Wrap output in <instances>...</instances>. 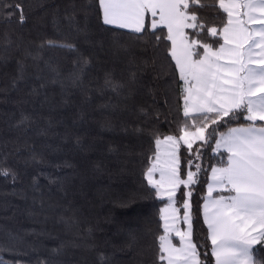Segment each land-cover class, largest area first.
<instances>
[{"label":"snow or ice","instance_id":"snow-or-ice-1","mask_svg":"<svg viewBox=\"0 0 264 264\" xmlns=\"http://www.w3.org/2000/svg\"><path fill=\"white\" fill-rule=\"evenodd\" d=\"M35 6L45 8L42 2ZM25 8L34 10L30 0H0V21L23 27L28 21ZM90 21L111 36L108 49L103 41L90 38ZM51 23L62 38L44 39L35 46H24L3 34L9 47L15 46L21 55L15 60V75L6 87H0V93L22 91L31 66L37 80L45 79L41 73H51L48 83L59 85L65 105L73 90L86 101L95 92L108 96L102 109L135 115L119 124L120 134L127 138L122 159L139 167L141 188L163 206L156 209L155 231L142 234L129 228L118 250L136 253L141 257L138 264H264V0H71L62 15L57 6ZM73 34L77 39L69 38ZM80 38L91 52L81 50ZM54 49L72 57L67 76L62 77L45 58V51ZM99 53H110L114 61L123 63L126 74L118 79L113 70H105L102 83L93 77L86 84L94 63H99ZM9 59L0 56V64ZM146 77L162 80L163 89L148 87ZM45 87V83L32 86L28 94L38 96ZM145 88L151 105H121L120 101L133 99ZM79 119H86L83 111ZM35 125V114L21 110L12 127L27 134ZM161 125L167 126L169 134ZM51 126L49 119L47 127ZM102 127L117 129L111 120ZM37 135L46 136L47 128L39 129ZM73 139L79 151L94 150L83 143L82 136ZM143 139L153 146L150 154L133 147ZM27 148L33 162H44L34 144ZM108 151L120 154L121 149L110 145ZM209 151L215 155L209 157ZM206 158L215 164L205 167ZM55 167L74 165L65 160ZM94 168L100 171L99 164ZM209 169L210 182L204 181L207 191L194 215V186L202 173L208 177ZM0 177L13 183L20 179L6 155L0 157ZM47 179L56 191L67 195L66 179ZM32 188L41 191L38 176L32 177ZM136 199L134 194L117 205L130 208ZM59 223L66 234L72 233L71 239L35 229L23 234L0 232V253L13 254L10 261L0 255V264H70L68 253L80 250L96 252V264H116L115 251L109 254L95 243L98 226H82L75 212L61 216ZM41 237L56 242L43 257L38 254ZM29 252L34 259H24Z\"/></svg>","mask_w":264,"mask_h":264},{"label":"trees","instance_id":"trees-1","mask_svg":"<svg viewBox=\"0 0 264 264\" xmlns=\"http://www.w3.org/2000/svg\"><path fill=\"white\" fill-rule=\"evenodd\" d=\"M34 6L32 12L25 8L28 16L27 23L21 27L13 22L11 25L0 21V56L10 57L7 64H0V87H6L13 75H15V60L20 58L21 52L15 46L9 47L4 33H8L12 40L22 43L24 46H35L44 39H58L60 37L52 26V16L59 7L60 14L68 8L71 0H30ZM43 3L45 8L36 7ZM80 0H77L79 3ZM70 10V9H69ZM19 15V10L17 16ZM83 14L81 13L80 19ZM91 39L103 41L105 49L111 44V36L99 30L95 21L89 22ZM64 34L68 35L67 29ZM22 38V40L20 39ZM70 39H77L71 35ZM127 38H123L126 40ZM81 50L85 54L92 51L89 45L83 43L82 38L78 41ZM8 48L6 52L5 49ZM45 58L58 68L62 77L67 76L72 67V57L63 50H46ZM31 65V61L28 62ZM105 70H113L114 75L120 79L125 73V65L114 61L111 54L99 53V63H94L91 76L98 78L102 83ZM28 81L23 85L22 91H11L7 94L0 93V157L7 156L9 164L14 165L19 173L20 179L15 183L0 177V232L28 233L35 229L36 232H51L54 236L59 235L64 239H71L72 233H65L64 226L59 223L61 216H70L75 212L76 217L82 222V226L91 225L96 227L94 234L95 243L101 250H107L109 254L115 251L114 259L116 264H138L141 257L136 253L119 251L118 247L124 239L129 228L146 234L149 229L155 231L157 225L156 209L162 207L159 201H153L141 188V174L139 167L126 165L122 159L123 146L127 143L119 132V124L124 121L135 119V115L129 111L115 112L102 109L100 106L108 102V96H100L92 92L91 100L86 101L84 95L73 90L69 98L70 103H62V94L59 85L48 83L51 73H41L44 80H37L36 70L28 68ZM148 87L155 86L158 91L163 89V81L152 80L146 77ZM45 83L46 87L40 90V95L30 96L28 93L32 86H39ZM96 81L93 80V85ZM47 95V101H45ZM159 98V97H158ZM115 103V101H113ZM121 105L127 104L129 108L133 105H151V97L147 95V88L144 93L136 95L128 101H120ZM161 109L163 104L161 103ZM34 113L36 125L27 134L15 130V124L20 111ZM83 111L86 119H79ZM52 121V126L47 127V121ZM164 119L163 115L160 117ZM111 120L117 125L116 131H106L102 125ZM231 126H237L235 124ZM162 130L168 133L166 125H161ZM41 128H47V135H37ZM226 131V129H223ZM67 135V139L65 136ZM80 135L83 143L93 146L91 152H81L74 144L73 137ZM34 144L36 150L42 154L44 162L35 163L30 159L27 145ZM110 145L119 146L120 154L110 153ZM133 147L137 152L144 151L150 154L149 149L153 147L147 139L134 143ZM20 152L17 155L16 149ZM183 152L184 149L182 148ZM215 155L209 151L208 156ZM69 161L74 168H57L56 164ZM99 164L100 171H95L94 166ZM208 164H215L214 159H205V167ZM124 169V171H122ZM75 173V174H74ZM39 177L40 192L32 188V177ZM48 177L64 181L66 179L67 195L56 191V185H49ZM203 173L200 182L194 186L191 198L192 211L196 214L197 203L206 194L207 184ZM146 184V181H144ZM42 192V195H41ZM137 199L130 208H121L117 202L131 195ZM43 200V207H41ZM69 206L71 210L69 211ZM31 213V215H30ZM119 230L120 234L117 235ZM162 231V229H161ZM202 235V234H201ZM28 239H33L31 236ZM151 240V236H145ZM42 243L38 247V254L43 257L49 255L47 251L55 246V240L41 237ZM174 243L178 241L174 240ZM117 245L114 249L113 245ZM6 261L13 258V254L0 253ZM35 254L29 252L24 259H34ZM70 264H96L97 253L88 251H70L66 257ZM214 264V262H213Z\"/></svg>","mask_w":264,"mask_h":264},{"label":"crops","instance_id":"crops-1","mask_svg":"<svg viewBox=\"0 0 264 264\" xmlns=\"http://www.w3.org/2000/svg\"><path fill=\"white\" fill-rule=\"evenodd\" d=\"M209 182H210V177H209Z\"/></svg>","mask_w":264,"mask_h":264},{"label":"rangeland","instance_id":"rangeland-1","mask_svg":"<svg viewBox=\"0 0 264 264\" xmlns=\"http://www.w3.org/2000/svg\"><path fill=\"white\" fill-rule=\"evenodd\" d=\"M158 178V177H157Z\"/></svg>","mask_w":264,"mask_h":264}]
</instances>
